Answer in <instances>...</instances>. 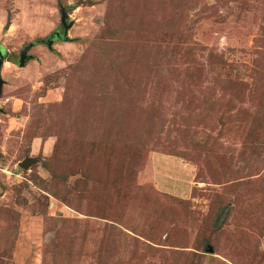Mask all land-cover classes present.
<instances>
[{
  "label": "rangeland",
  "instance_id": "rangeland-1",
  "mask_svg": "<svg viewBox=\"0 0 264 264\" xmlns=\"http://www.w3.org/2000/svg\"><path fill=\"white\" fill-rule=\"evenodd\" d=\"M60 7L0 0V264H264V0Z\"/></svg>",
  "mask_w": 264,
  "mask_h": 264
},
{
  "label": "water",
  "instance_id": "water-1",
  "mask_svg": "<svg viewBox=\"0 0 264 264\" xmlns=\"http://www.w3.org/2000/svg\"><path fill=\"white\" fill-rule=\"evenodd\" d=\"M60 15H61V16H60L61 23H63V15H62V13H60ZM8 25H9V22L6 23V25H5V27H4L5 30L8 28ZM50 45H51V41H47V43H46V47H50ZM0 62H1V61H0ZM22 64H23V61L18 60L16 65H17L18 67H21ZM1 85H2V81H1V79H0V88H1ZM19 165H20L21 168H26L27 165H28V161H23V162L20 163Z\"/></svg>",
  "mask_w": 264,
  "mask_h": 264
},
{
  "label": "trees",
  "instance_id": "trees-1",
  "mask_svg": "<svg viewBox=\"0 0 264 264\" xmlns=\"http://www.w3.org/2000/svg\"><path fill=\"white\" fill-rule=\"evenodd\" d=\"M56 4H57V6H58V11H59V13L62 12L61 7H60V0H56ZM52 37H53V36H52ZM59 40H65V37H61Z\"/></svg>",
  "mask_w": 264,
  "mask_h": 264
},
{
  "label": "crops",
  "instance_id": "crops-1",
  "mask_svg": "<svg viewBox=\"0 0 264 264\" xmlns=\"http://www.w3.org/2000/svg\"><path fill=\"white\" fill-rule=\"evenodd\" d=\"M173 169H176V167L174 166Z\"/></svg>",
  "mask_w": 264,
  "mask_h": 264
}]
</instances>
